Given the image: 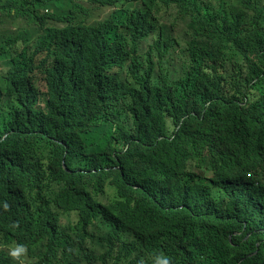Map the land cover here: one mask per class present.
<instances>
[{"label":"trees","instance_id":"obj_1","mask_svg":"<svg viewBox=\"0 0 264 264\" xmlns=\"http://www.w3.org/2000/svg\"><path fill=\"white\" fill-rule=\"evenodd\" d=\"M13 225L73 253L29 264H264V0H0Z\"/></svg>","mask_w":264,"mask_h":264},{"label":"clouds","instance_id":"obj_2","mask_svg":"<svg viewBox=\"0 0 264 264\" xmlns=\"http://www.w3.org/2000/svg\"><path fill=\"white\" fill-rule=\"evenodd\" d=\"M5 208H8L7 204H5ZM13 226L15 227L16 225ZM18 230L15 227V235L8 241L10 243H5L0 233V255L9 256L11 260L19 263L23 262V258L26 257L24 264L35 262L41 253H45L49 262L52 263H62L73 258L71 249H60L57 245L49 246L36 240L29 242L18 234ZM155 264H170V259L157 256Z\"/></svg>","mask_w":264,"mask_h":264},{"label":"rangeland","instance_id":"obj_3","mask_svg":"<svg viewBox=\"0 0 264 264\" xmlns=\"http://www.w3.org/2000/svg\"><path fill=\"white\" fill-rule=\"evenodd\" d=\"M165 19H166V21H169V19L167 17ZM175 52H177V51L175 50Z\"/></svg>","mask_w":264,"mask_h":264}]
</instances>
